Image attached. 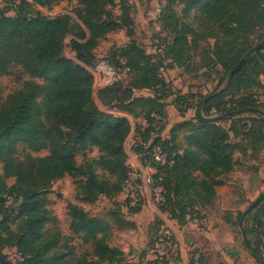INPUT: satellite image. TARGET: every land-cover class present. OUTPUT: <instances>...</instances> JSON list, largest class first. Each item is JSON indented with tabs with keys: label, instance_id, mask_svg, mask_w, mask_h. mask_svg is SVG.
Segmentation results:
<instances>
[{
	"label": "trees",
	"instance_id": "1",
	"mask_svg": "<svg viewBox=\"0 0 264 264\" xmlns=\"http://www.w3.org/2000/svg\"><path fill=\"white\" fill-rule=\"evenodd\" d=\"M33 1L40 7H49L52 3V0ZM77 1L87 5V11L82 15L83 26L71 23L67 16L34 14L35 9L28 0H4L6 6L0 7V79L10 75L13 68L20 67L31 78L43 81V84L28 82L5 105L0 97V164H4L5 175H0V203L5 209L20 207L26 227L25 234L11 241L6 240L22 254V261L15 264H57L55 260L44 259L35 248L47 223L49 200L46 193L54 181L65 176L75 178L86 175V187L91 194L114 198L123 194L131 172L125 143L132 133V123L125 116L104 112L98 107L93 98L95 77L88 67L94 66L93 51L99 37L120 28L131 32L134 26L133 7L130 0H123L122 15L119 21H115L111 15L104 18L103 12H100L106 10L111 0ZM178 5L188 12L200 8L203 16L220 21L234 11L238 3L234 0H179ZM176 6V0H170L158 22L164 23L169 16L174 17L175 37L169 45V54L172 61L181 66L191 41L189 30L180 29ZM10 12L15 14L11 16ZM235 16L232 12L222 23V37L216 36L218 39L210 49L215 62L226 70L230 78L224 95L230 91H240L241 76L256 61L257 54L264 52V47L254 53L252 46L241 48L239 41L242 36L239 33L243 30L244 20ZM170 26L166 22L165 27ZM72 33L78 38L73 41V48L82 65L62 55L64 40ZM88 35L90 39L82 43L88 39ZM241 60H245V63L232 75V70ZM108 64L123 69L133 77L130 83L133 92L147 90L154 93V96L135 98L130 104L128 113L136 117L140 109L148 125L142 132L136 131L133 152L143 163L150 161L147 146L152 142V147H161L169 161L173 162L172 167L166 165L158 169L160 184L165 191V201L159 206V211L184 227L200 211L198 205L206 206L216 198L218 188L234 171L237 166L234 155L240 148L235 140L248 139V126L243 124L238 128L232 121L230 128L226 129L218 121L205 123L197 118L196 125L192 122L178 124L173 129V135L165 138L163 134L167 125L163 101L174 96V93L161 71L162 62L131 44L117 54L115 62L109 61ZM120 82L116 80L105 92H114ZM223 94L202 98L196 109L198 112L202 108L206 112L215 110L219 119L224 120L240 117L249 109H258L255 108V100L250 102L241 98L239 104L236 100L224 102ZM207 98L212 100L207 103ZM213 102L215 106H212ZM189 106L188 109L194 108L193 105ZM176 131L187 132L189 147L182 152L174 150ZM21 143L30 145L36 152L48 149L50 154L38 158L29 156L23 162H14L11 159L13 151ZM90 148L98 149L103 170L116 178L114 184L100 180L92 162L84 168L78 167L76 156ZM11 177L16 178L17 184L8 191L6 179ZM144 205L143 200L134 207L126 201L123 208L134 216L142 212ZM73 211L75 219L71 225L72 231L84 236L98 259L79 264H143L126 261L123 250L111 247L109 224L106 221L91 218L76 207ZM121 222L126 223L124 220ZM3 223L4 220L0 218V225ZM131 223L136 226L134 222ZM154 225L153 239L161 225L159 217L155 219ZM6 241L0 236V242ZM247 242L252 245L249 237ZM154 247L153 240L151 249ZM2 249L0 246V256L7 260ZM252 255L258 263L264 264V257L257 249L252 250ZM175 256L179 257L178 252L163 260H146V264H167ZM8 263L13 264L10 261ZM195 264L208 263L198 260Z\"/></svg>",
	"mask_w": 264,
	"mask_h": 264
},
{
	"label": "rangeland",
	"instance_id": "2",
	"mask_svg": "<svg viewBox=\"0 0 264 264\" xmlns=\"http://www.w3.org/2000/svg\"><path fill=\"white\" fill-rule=\"evenodd\" d=\"M34 7V14H42L47 17L67 16L71 23L83 26L82 15L86 12V6L77 0H52L49 7H40L33 0H28ZM162 0H130L133 7L132 16L134 26L130 31L120 28L110 31L97 40L94 49L95 63L88 69L95 77L93 98L98 107L118 116H125L132 123V133L125 143V150L129 155V163L135 164L133 141L136 131L142 132L147 128L144 114L137 110V116L129 112L130 104L138 97L154 96L153 91H134L130 88L133 79L126 71L110 67L108 62H115L117 54L125 47L135 44L155 60L162 62L164 77L174 96L163 101L166 114V129L163 136L169 138L173 129L181 123L192 122L197 124V114L201 113L206 118H215V122L229 129L232 121L241 128L247 124L248 139L235 140L240 145L234 158L237 166L226 178L223 185L218 188L217 196L206 206L197 208L195 214L187 226H175V237L178 243L179 257H172L167 264H195L198 260L208 264H260L252 255L255 248L264 257V197L262 201L240 222L246 210L264 194V115L246 111L240 117L232 120L219 119L215 110L206 112L202 108L199 112L196 107L204 97L223 94L229 86L228 73L213 59L210 49L214 46L218 37H222L221 26L232 12L234 18L243 19V30L239 33L241 48H254L264 40V0H234L238 5L234 11L222 20L205 17L200 8H194L190 12L177 4L178 18L181 30H189L190 49L180 66L172 61L169 54V45L174 40V20L169 16L167 20L154 24L151 20L155 6ZM170 2V0H168ZM123 0H111L106 6L102 16L111 15L115 21H119L122 15ZM250 3V5L248 4ZM246 4H248L246 6ZM6 6L4 0H0V7ZM86 10V11H85ZM183 10V11H182ZM15 13L10 12L13 16ZM171 24L166 28L165 24ZM234 26V25H233ZM165 27V28H164ZM90 39L81 41L85 43ZM78 40L75 33L68 35L63 43L62 55L66 59L82 65L78 60L77 52L73 48V41ZM120 74V75H118ZM240 91H230L224 95V102L236 100L239 104L241 98L248 101L255 100V108L264 113V52L257 54L256 61L245 70L241 76ZM120 84L115 86L114 92L106 91L116 80ZM43 84L42 80L33 79L25 74L20 67L12 69L10 75L0 79V97L5 105L22 91L28 82ZM212 99H209V103ZM237 104V105H238ZM193 105V109H188ZM216 103H212L215 106ZM190 107V106H189ZM127 112H126V111ZM173 135V134H172ZM174 150L182 152L189 147L186 140L187 132L176 131ZM50 154L48 149L39 152L34 151L30 145L18 144L13 151L11 159L14 162H23L29 156L33 158L46 157ZM77 165L84 168L89 162L93 163L94 170L100 180H108L111 184L116 182L107 171L103 170L100 153L97 148L87 149L76 156ZM0 175H4V164H0ZM8 191L17 184L15 177L6 179ZM87 176H65L53 182L51 189L46 193L49 205L47 206V223L42 236L35 243L36 252L43 255L44 259L55 260L57 264H79L84 261H97L93 247L87 243L84 236L75 234L71 225L75 219L73 209L79 208L91 218L101 219L109 224V243L111 247L119 248L125 253L128 262L146 264L150 250L153 251V231L156 226L151 224L157 213L150 211L142 218L131 216L123 208L125 197L120 194L116 197L95 196L86 187ZM149 201V200H148ZM147 200H145V204ZM147 206V204H146ZM155 210H158L154 206ZM5 209L0 203V218L4 223L0 225L2 240H13L16 236L25 234L24 216L20 207ZM159 216H161L159 214ZM146 218L145 228L141 229L131 225L133 220ZM151 218V219H150ZM124 220L126 223H122ZM151 220V222H150ZM135 223V222H134ZM137 223V221H136ZM136 225V224H135ZM138 225V224H137ZM249 237L251 243L243 236ZM2 252L8 261L19 263L22 254L18 249L6 242H0Z\"/></svg>",
	"mask_w": 264,
	"mask_h": 264
},
{
	"label": "built area",
	"instance_id": "3",
	"mask_svg": "<svg viewBox=\"0 0 264 264\" xmlns=\"http://www.w3.org/2000/svg\"><path fill=\"white\" fill-rule=\"evenodd\" d=\"M169 3L168 0H162L155 6V11L152 16V22L156 24L162 17L164 7ZM179 0H176V4ZM134 144V142H133ZM149 150L148 155L150 161L142 162L141 158L134 156L135 164H129L131 172L125 183L123 196L125 201H129L132 207L137 206L140 201L149 200V202L156 206L159 211V206L165 201L164 188L160 184L161 178L158 176L159 167L169 165L173 166V162H170L168 155L164 153L163 149L159 146L152 147V142L147 146ZM160 212V211H159ZM161 225L157 232L155 239V247L153 249V255L156 260H163L169 255L178 252V243L174 234L175 226L178 222L173 221L167 214L160 212ZM179 225V224H178ZM11 263L15 264L16 262Z\"/></svg>",
	"mask_w": 264,
	"mask_h": 264
},
{
	"label": "water",
	"instance_id": "4",
	"mask_svg": "<svg viewBox=\"0 0 264 264\" xmlns=\"http://www.w3.org/2000/svg\"><path fill=\"white\" fill-rule=\"evenodd\" d=\"M264 47V40L261 42V43H259L257 46H255L254 48H253V50H252V52L254 53V52H257V51H259V50H261L262 48ZM245 63V60H241L238 64H237V66L232 70V72H231V74L232 75H234L242 66H243V64ZM209 99H211V98H207V100L206 101H208ZM249 112H252V113H256V114H262L263 112L261 111V110H259V109H249L248 110ZM197 118H198V120L199 121H201V122H205V123H213V122H215L216 121V119L215 118H206V117H204L201 113H198L197 114ZM262 198L263 197H260L258 200H256L247 210H246V212L243 214V216H242V219H241V222H240V226H242L243 225V221H244V219H245V217L250 213V212H252V210L262 201ZM243 236H244V238L245 239H247V237H246V233L243 231ZM0 261L2 262V264H9L8 263V261L5 259V258H3L2 256H0Z\"/></svg>",
	"mask_w": 264,
	"mask_h": 264
},
{
	"label": "crops",
	"instance_id": "5",
	"mask_svg": "<svg viewBox=\"0 0 264 264\" xmlns=\"http://www.w3.org/2000/svg\"><path fill=\"white\" fill-rule=\"evenodd\" d=\"M146 204H147V206H146ZM146 204L144 205L142 212H141L140 214L134 215L135 217L142 218V215H145L146 213H149L151 210L154 211L155 213H157V214H158L157 216H158L159 218L161 217V216H159L160 212H159L158 210H155L154 206H153L149 201H147ZM156 218H157V217H156ZM150 219H151V218H150ZM133 221L135 222L137 228L139 227V228L141 229V226L145 228V225H146V218H144L143 221H142V220H141V221H140V220H136L137 223H136L135 220H133ZM154 221H155V220H154ZM154 221H153L151 224L147 225V228H146V229H149L150 227L148 228V226H151V225L154 223ZM150 222H151V220H150ZM137 224H138V225H137ZM177 225H178V224H177ZM186 226H187V225H186ZM150 253H151V254H148V260H151V261L155 260V257H154V255H153V251L150 250Z\"/></svg>",
	"mask_w": 264,
	"mask_h": 264
}]
</instances>
